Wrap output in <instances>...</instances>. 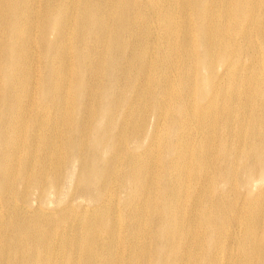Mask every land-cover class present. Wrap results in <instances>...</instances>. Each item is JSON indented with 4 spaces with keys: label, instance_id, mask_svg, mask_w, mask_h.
I'll return each mask as SVG.
<instances>
[{
    "label": "bare ground",
    "instance_id": "bare-ground-1",
    "mask_svg": "<svg viewBox=\"0 0 264 264\" xmlns=\"http://www.w3.org/2000/svg\"><path fill=\"white\" fill-rule=\"evenodd\" d=\"M0 264H264V0H0Z\"/></svg>",
    "mask_w": 264,
    "mask_h": 264
}]
</instances>
